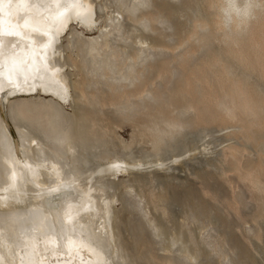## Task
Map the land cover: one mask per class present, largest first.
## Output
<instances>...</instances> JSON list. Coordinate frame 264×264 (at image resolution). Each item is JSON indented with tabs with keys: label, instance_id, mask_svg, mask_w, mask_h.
Listing matches in <instances>:
<instances>
[{
	"label": "bare ground",
	"instance_id": "obj_1",
	"mask_svg": "<svg viewBox=\"0 0 264 264\" xmlns=\"http://www.w3.org/2000/svg\"><path fill=\"white\" fill-rule=\"evenodd\" d=\"M0 16V264H264V0Z\"/></svg>",
	"mask_w": 264,
	"mask_h": 264
},
{
	"label": "snow or ice",
	"instance_id": "obj_2",
	"mask_svg": "<svg viewBox=\"0 0 264 264\" xmlns=\"http://www.w3.org/2000/svg\"><path fill=\"white\" fill-rule=\"evenodd\" d=\"M4 2V0H0V4H2ZM9 2H11V0H9ZM18 4L20 5H27L28 4V0H17ZM55 2L57 4H59L60 0H55ZM76 3H79V0H76ZM68 11L67 8L64 9V11L60 12L58 15L60 17H63L65 15V13ZM78 15L80 14L79 12L77 13ZM52 18L55 19L56 16L55 14L52 15ZM20 19H22V24L17 22L16 24H12L11 22H9L8 28L7 30L4 27V20L3 17L0 16V58H2L5 55L4 52V46L6 44V42L12 38V37H19L21 40L25 39L24 33H22L21 31H19L20 28H24V29H28L30 27V22L29 19L26 17H21ZM61 23H63V21H61ZM32 31H39V28L35 25H32ZM29 39H31V37H28ZM51 44V41H49L48 44L44 45V48L49 47ZM13 48H16V45H13ZM10 56H15V52L14 51H9L7 53ZM41 60L45 61V63L47 62V56L45 55H41ZM26 63L25 61H21L20 64H24ZM33 63H35V61H33ZM12 70L14 71H18L23 73L24 72V68L20 67L19 64H17V62L14 60L13 64H12ZM2 75V74H0ZM9 79V83H12V76L9 75L8 77ZM25 79H27V77H25ZM18 86V85H17ZM53 191H59V189H53ZM68 219L70 221L73 220V217L71 215V213H67ZM81 227H83V225H81ZM65 239H67V244L68 247H74L76 246V250L79 253L81 251V249H83L84 247H91L93 249V251H99L98 246L91 241L90 239L85 238L84 233L81 232L79 237H77L75 234H70L67 238H65V236L63 234H59V235H54L50 238L51 243H55L57 248L60 247L59 241H64ZM62 254V253H60Z\"/></svg>",
	"mask_w": 264,
	"mask_h": 264
},
{
	"label": "clouds",
	"instance_id": "obj_3",
	"mask_svg": "<svg viewBox=\"0 0 264 264\" xmlns=\"http://www.w3.org/2000/svg\"><path fill=\"white\" fill-rule=\"evenodd\" d=\"M231 22L230 15L226 14L225 24H229Z\"/></svg>",
	"mask_w": 264,
	"mask_h": 264
},
{
	"label": "rangeland",
	"instance_id": "obj_4",
	"mask_svg": "<svg viewBox=\"0 0 264 264\" xmlns=\"http://www.w3.org/2000/svg\"><path fill=\"white\" fill-rule=\"evenodd\" d=\"M123 132H124V133H123ZM125 132H126L125 130H124V131H122V134H123V135H125V134H126ZM125 136H126V135H125Z\"/></svg>",
	"mask_w": 264,
	"mask_h": 264
},
{
	"label": "water",
	"instance_id": "obj_5",
	"mask_svg": "<svg viewBox=\"0 0 264 264\" xmlns=\"http://www.w3.org/2000/svg\"><path fill=\"white\" fill-rule=\"evenodd\" d=\"M32 96V95H31ZM46 97H50V96H46Z\"/></svg>",
	"mask_w": 264,
	"mask_h": 264
}]
</instances>
